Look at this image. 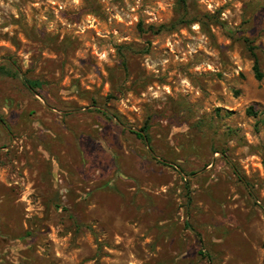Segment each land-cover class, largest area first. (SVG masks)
<instances>
[{"label":"rangeland","instance_id":"374dc122","mask_svg":"<svg viewBox=\"0 0 264 264\" xmlns=\"http://www.w3.org/2000/svg\"><path fill=\"white\" fill-rule=\"evenodd\" d=\"M256 58L264 0H0V264H264Z\"/></svg>","mask_w":264,"mask_h":264},{"label":"trees","instance_id":"16d2710c","mask_svg":"<svg viewBox=\"0 0 264 264\" xmlns=\"http://www.w3.org/2000/svg\"><path fill=\"white\" fill-rule=\"evenodd\" d=\"M180 1L184 4V6L187 3V0H180ZM161 28H164V27L162 26V27H160V28H158L157 30H154V31L155 32H159ZM8 60H9V63L12 65V68L14 70V74H18L19 75L20 72H21V67L18 65V63L15 60H13L11 58L8 59ZM0 68H2V67H0ZM253 68H254V71H255L256 78L261 80L264 77V72L261 69L260 62H259L258 58L255 59ZM23 82L27 86V88H29L33 92H36L37 88H40L43 85V82L41 80H39V79L24 78ZM249 111L251 112V109H249ZM102 113L107 115L109 118H115V119H117L118 121L121 122V117H119L117 115H114V114L111 115V114H109L108 112H105V111L102 112ZM253 113H256V112L253 111ZM0 122L2 124H4L8 130H10L9 125L7 124L5 119L3 117H1V116H0ZM148 128H149V125L145 124L140 130H131V132L133 134H135L139 139H141L146 145H148L150 147L151 146V136H150L149 132H147ZM235 170L238 173L239 178L243 180V177L240 175V173L237 170V168H235Z\"/></svg>","mask_w":264,"mask_h":264}]
</instances>
